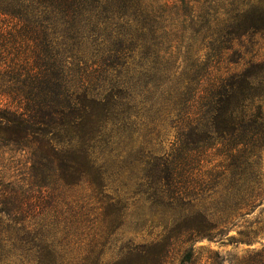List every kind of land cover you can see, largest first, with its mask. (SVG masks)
<instances>
[{
    "label": "trees",
    "instance_id": "1",
    "mask_svg": "<svg viewBox=\"0 0 264 264\" xmlns=\"http://www.w3.org/2000/svg\"><path fill=\"white\" fill-rule=\"evenodd\" d=\"M0 18V142L29 156L33 185L45 190L79 186L101 169L94 143L119 103L113 95L88 92L90 69L113 75L133 60L141 78L149 77L151 61L174 57L187 64L182 80L163 83L156 93L147 80L145 92L127 103L134 110L141 97L153 120L176 122L172 152L152 142L147 151L146 202L217 200L224 192L211 190L212 180L203 186L200 174L221 148L231 171L226 192L245 200L219 210L186 241L163 236L137 247L139 260L132 264H223L211 250L200 257L203 248L195 249V242L222 241L239 212L262 205L264 186L255 168L264 149V0H0ZM24 185L13 176L0 181V213L19 231L43 208ZM42 220L40 231L20 239L31 246L26 257L63 264L56 224ZM261 231L239 230L226 239L250 244ZM257 256L264 264V249Z\"/></svg>",
    "mask_w": 264,
    "mask_h": 264
},
{
    "label": "rangeland",
    "instance_id": "2",
    "mask_svg": "<svg viewBox=\"0 0 264 264\" xmlns=\"http://www.w3.org/2000/svg\"><path fill=\"white\" fill-rule=\"evenodd\" d=\"M130 61L113 75L90 69L85 83L88 92L102 97L113 95L119 106L109 114L106 122L103 121V130L94 143V154L101 169H94L84 176L79 186L67 187L60 192H56L58 187L55 190L35 187L33 182L37 178L29 171V156L0 142V181L11 176L22 181L26 184L24 190L35 195L43 206L36 220L32 221L35 225L28 221L26 225L30 228L22 231L18 230V224L8 226L0 213V264H37L36 260L29 261L26 257L33 254L31 246L21 245L20 239L40 231L37 224L43 223L42 219L56 224L53 234L63 264H132L139 260L137 247L151 244L163 236L186 241L195 236V229L210 222L219 210L228 212L235 202H244L242 194L233 196L231 190L226 192L231 171L228 162L223 160L227 153L224 148L214 151L202 164L200 174L202 185L212 180L209 184L211 190L224 192L217 196V200L146 202L150 185L146 178L150 169L146 162L147 151L153 145L171 153L175 145L176 122L167 121V118L153 120L145 110L148 101L141 97L137 98L134 110L128 108L127 103L129 98L145 92L143 85L147 80L155 93L163 83L172 86L182 80L185 74L180 71L187 70V64L174 57L154 64L151 61L153 69L149 77L138 78L137 61ZM91 63L92 60L88 61ZM176 69L179 70L177 76L174 74ZM117 83L119 85L112 89L111 85ZM138 110L141 113L135 116ZM113 114L115 119L110 120ZM152 129L153 134H150ZM154 138L159 140L152 141ZM258 162L255 171L260 173L264 186V149ZM123 198L124 202H120ZM261 202L262 205L251 214H246L245 210L239 212L237 226L228 236H237L239 230L264 229V190ZM262 232L250 244L228 241L226 236L222 241L200 239L195 242V249L203 248L199 256L204 260L211 250L219 254V261H224L223 264H257V253L264 249ZM175 258L177 255L173 254L170 259Z\"/></svg>",
    "mask_w": 264,
    "mask_h": 264
}]
</instances>
